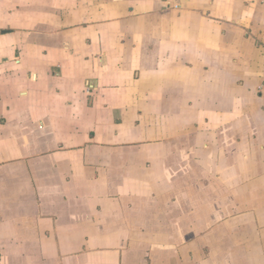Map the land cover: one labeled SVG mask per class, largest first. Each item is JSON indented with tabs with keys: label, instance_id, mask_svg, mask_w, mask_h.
<instances>
[{
	"label": "crops",
	"instance_id": "1",
	"mask_svg": "<svg viewBox=\"0 0 264 264\" xmlns=\"http://www.w3.org/2000/svg\"><path fill=\"white\" fill-rule=\"evenodd\" d=\"M0 264H264V0H0Z\"/></svg>",
	"mask_w": 264,
	"mask_h": 264
},
{
	"label": "rangeland",
	"instance_id": "2",
	"mask_svg": "<svg viewBox=\"0 0 264 264\" xmlns=\"http://www.w3.org/2000/svg\"><path fill=\"white\" fill-rule=\"evenodd\" d=\"M231 189L234 190V188L230 186H225V187L218 186V184L215 182L214 184H211L209 186V189H207V191L209 190L210 195H211V205H210L211 209H217L220 206L229 204V198L231 195H233ZM196 194H199V193L196 192ZM224 194L227 195V197H224ZM248 204L246 202L241 203L239 209L241 210L245 209L248 206Z\"/></svg>",
	"mask_w": 264,
	"mask_h": 264
}]
</instances>
